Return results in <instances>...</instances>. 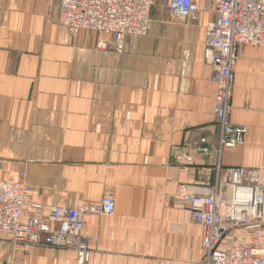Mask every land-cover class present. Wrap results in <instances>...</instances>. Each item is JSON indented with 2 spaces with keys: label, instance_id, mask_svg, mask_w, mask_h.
I'll list each match as a JSON object with an SVG mask.
<instances>
[{
  "label": "crops",
  "instance_id": "obj_1",
  "mask_svg": "<svg viewBox=\"0 0 264 264\" xmlns=\"http://www.w3.org/2000/svg\"><path fill=\"white\" fill-rule=\"evenodd\" d=\"M213 18L164 12L116 53L99 46L112 36L61 24L59 0H0V179L25 182L47 208L111 195L112 215L85 218L88 264H199L205 228L171 197L177 184L233 166L257 169L264 184L261 46L242 47L232 77L231 120L247 125L245 144L186 147L188 165L173 158L186 141L218 143V88L204 58ZM0 264L78 263L73 249L0 234Z\"/></svg>",
  "mask_w": 264,
  "mask_h": 264
},
{
  "label": "built area",
  "instance_id": "obj_2",
  "mask_svg": "<svg viewBox=\"0 0 264 264\" xmlns=\"http://www.w3.org/2000/svg\"><path fill=\"white\" fill-rule=\"evenodd\" d=\"M155 0H59L60 22L72 33L94 30L112 35L115 50H125V40L145 36L151 26ZM173 20H195L201 11L214 13L204 40L205 61L213 67L217 84L214 117L218 143L206 137L186 141L173 149L178 164L192 156L184 148L209 154L245 144L248 127L231 120L232 77L245 45L264 47V0H163ZM100 47L106 48V42ZM215 179L178 183L171 195L187 208L192 221L205 228L203 257L199 264H264V184L257 169L233 166ZM31 187L23 181L0 179V234L15 244L73 249L78 264H88L91 248L83 229L86 216L112 215L111 195L98 201L82 200L74 207L33 202Z\"/></svg>",
  "mask_w": 264,
  "mask_h": 264
},
{
  "label": "rangeland",
  "instance_id": "obj_3",
  "mask_svg": "<svg viewBox=\"0 0 264 264\" xmlns=\"http://www.w3.org/2000/svg\"><path fill=\"white\" fill-rule=\"evenodd\" d=\"M164 12H168V10H167V7H166V4H165V2L163 1V0H155L154 1V3H153V6H152V8H151V12H150V14H151V20L153 19V17L154 16H159L160 14H163ZM169 14V13H168ZM178 20H180V21H183V20H181V19H178ZM150 28H151V26H150ZM150 28H149V30H150ZM80 31H82V30H80ZM79 31V32H80ZM78 32V33H79ZM148 33H149V31H148ZM147 33V34H148ZM77 34V33H76ZM101 34V33H100ZM146 34V35H147ZM103 35V34H102ZM145 35V36H146ZM105 36H107V35H105ZM110 36H112V35H110ZM113 37V36H112ZM142 37H144V36H142ZM126 38H131V37H129V36H127ZM141 38V37H140ZM131 39H133V38H131ZM137 39H139V38H137ZM137 39H133V40H137ZM113 40H114V37H113ZM113 40H112V42L111 43H109V42H106V41H104V42H106V44H107V47L108 46H112V48H113V51L114 52H116V53H119V52H117L116 50H115V47H114V44H113ZM103 41H100V43L101 42H103ZM100 43H99V46H100ZM125 43H126V40H125ZM106 47V48H107ZM100 48H102V47H100ZM123 53V52H122ZM192 161H193V159H192ZM188 165V164H187ZM218 170V169H217ZM216 176V175H215ZM213 179H215V177L213 178Z\"/></svg>",
  "mask_w": 264,
  "mask_h": 264
}]
</instances>
